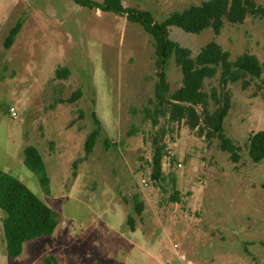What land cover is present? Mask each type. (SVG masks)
<instances>
[{
	"label": "rangeland",
	"instance_id": "obj_1",
	"mask_svg": "<svg viewBox=\"0 0 264 264\" xmlns=\"http://www.w3.org/2000/svg\"><path fill=\"white\" fill-rule=\"evenodd\" d=\"M205 1L123 3L163 21ZM255 1L264 7V0ZM18 23L21 31L7 49L5 40ZM170 37L194 57L216 41L231 60L250 53L263 66L260 78L247 79V89L243 81L222 82L220 73L205 84L207 92L223 89L231 96L224 129L241 147L237 163L218 138L208 141L183 122L161 118L155 127L145 120L142 110L152 108L159 68L143 26L74 0H0V170L61 215L52 236L27 242L23 254L11 258L0 210V264H44L49 255L62 264H264V161L254 162L248 146L253 134L264 131V17L227 22L220 36L173 26ZM59 67L70 69L69 79L56 78ZM167 78L172 93L182 87L174 59ZM77 90L82 96L72 103ZM12 107L18 119L11 117ZM94 113L103 133L85 160ZM163 130L165 179L155 182L153 139ZM29 146L43 155L50 194L24 164ZM136 196L145 204L141 215Z\"/></svg>",
	"mask_w": 264,
	"mask_h": 264
},
{
	"label": "trees",
	"instance_id": "obj_2",
	"mask_svg": "<svg viewBox=\"0 0 264 264\" xmlns=\"http://www.w3.org/2000/svg\"><path fill=\"white\" fill-rule=\"evenodd\" d=\"M78 5L89 10H100L104 13L126 15L128 21L139 24L153 38L159 81L156 86L155 99L150 101V107L142 112L145 120L158 126L161 118L169 123H185L191 130L197 131L209 141L220 140L221 149L231 155L232 161L240 160L241 147L236 145L224 129V120L231 109V96L228 92L213 89L205 90L207 80L215 78L219 73L224 83L243 81V88L250 85L247 80L258 79L263 73V66L255 55L245 53L235 61L231 53L216 41L207 44L195 57L189 48L181 46L170 37V27H178L187 33L200 34L212 29L220 36L226 23L243 24L247 17H264V7L255 0H207L201 5L191 6L184 11L171 13L165 20L157 21L149 11L137 8H126L124 0H104L102 3L94 0H74ZM22 24L18 23L5 40V47L10 49L20 33ZM174 59L183 74L182 87L174 93L170 90L167 69ZM71 71L67 67L56 70V78L69 79ZM82 96L77 90L70 102H76ZM201 108L199 111L198 108ZM96 127L87 136L85 142V157L89 158L103 133V126L97 114H93ZM153 139V157L151 179L155 182L165 179L163 160L166 145L163 138L166 131ZM107 146L110 144L106 140ZM249 155L254 162L264 161V131L253 134L248 140ZM79 161H76V168ZM24 164L37 175L43 190L50 194L51 179L40 150L35 146L25 149ZM76 176V173H74ZM174 202L179 196L172 197ZM135 210L141 215L144 202L135 197ZM0 210L5 214L2 220L4 241L9 257L18 258L24 252V245L38 238L50 237L61 223V215L46 205L20 179L10 173L0 170ZM129 226L135 231V219L130 217ZM44 264H62L57 255H49L43 259Z\"/></svg>",
	"mask_w": 264,
	"mask_h": 264
},
{
	"label": "built area",
	"instance_id": "obj_3",
	"mask_svg": "<svg viewBox=\"0 0 264 264\" xmlns=\"http://www.w3.org/2000/svg\"><path fill=\"white\" fill-rule=\"evenodd\" d=\"M10 115H11V117H12L13 119H18V117H19V115H18L16 109L13 108V107L10 109Z\"/></svg>",
	"mask_w": 264,
	"mask_h": 264
},
{
	"label": "crops",
	"instance_id": "obj_4",
	"mask_svg": "<svg viewBox=\"0 0 264 264\" xmlns=\"http://www.w3.org/2000/svg\"><path fill=\"white\" fill-rule=\"evenodd\" d=\"M63 262V261H62ZM66 264V263H65ZM122 264H128V259H126L125 261H124V263H122Z\"/></svg>",
	"mask_w": 264,
	"mask_h": 264
}]
</instances>
